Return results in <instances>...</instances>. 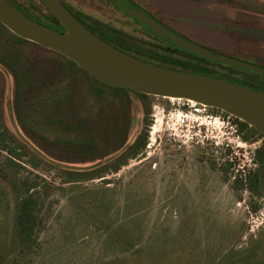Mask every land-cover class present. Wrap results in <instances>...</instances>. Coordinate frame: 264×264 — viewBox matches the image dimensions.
I'll use <instances>...</instances> for the list:
<instances>
[{"label": "rangeland", "instance_id": "obj_1", "mask_svg": "<svg viewBox=\"0 0 264 264\" xmlns=\"http://www.w3.org/2000/svg\"><path fill=\"white\" fill-rule=\"evenodd\" d=\"M7 1L54 23L40 0ZM60 1L139 45L170 47L111 0ZM120 2L208 52L264 70V0ZM166 104L99 83L0 24V135L15 139L0 143V264H264V134L236 120L259 155L257 169L238 177L214 148L149 139L152 107ZM140 133L143 147L128 151ZM12 148L26 153L14 159ZM28 172L51 191L37 243L20 250L15 215Z\"/></svg>", "mask_w": 264, "mask_h": 264}, {"label": "water", "instance_id": "obj_2", "mask_svg": "<svg viewBox=\"0 0 264 264\" xmlns=\"http://www.w3.org/2000/svg\"><path fill=\"white\" fill-rule=\"evenodd\" d=\"M62 31L43 25L0 0V24L22 40L53 51L96 81L137 94L186 99L228 113L264 134V91L226 79L164 68L128 55L88 30L60 0H40ZM155 35L200 58L260 75L264 70L213 54L184 40L132 6L111 0Z\"/></svg>", "mask_w": 264, "mask_h": 264}, {"label": "trees", "instance_id": "obj_3", "mask_svg": "<svg viewBox=\"0 0 264 264\" xmlns=\"http://www.w3.org/2000/svg\"><path fill=\"white\" fill-rule=\"evenodd\" d=\"M74 17L77 20H79L88 30H90L100 39L114 46L118 50L133 55L134 57L140 60H146L151 64L158 65L164 68L180 70L184 72L198 73L206 76L222 78L258 90L260 89L259 87L260 85H264V79L260 75L247 72L244 70L236 69L233 67L225 66L192 55L174 46L172 43L168 42L167 40L155 35L145 26L141 25L137 20H134L132 18L131 19L134 22H136L142 29H144L146 32L153 35L154 37L168 43L171 48L169 47L163 49L162 51H159L153 49V47H147L144 44L139 45L135 40H132L130 38L127 39L126 36L125 37L122 36L120 32L116 30L107 29L98 21H94L91 20L90 18H86L87 22H85L84 20L81 19V17H78L76 15H74ZM52 18L54 23H47V20L40 17L38 18V22L50 28L62 30L57 20L54 17ZM176 50L180 51L181 55L175 56ZM71 64L74 63L71 62ZM119 90H124V89H119ZM134 94L138 96H146L137 93ZM13 138L14 137H9V136L7 138L4 134H1L0 143L8 140L10 141L15 140ZM143 145L144 142L142 140V134L140 133L135 137L132 143L129 144L127 150L130 152L138 153V151L143 147ZM23 153L24 154L26 153L25 150L19 152L17 148L8 149V154L14 159H21V157L24 155ZM46 155L50 156L49 154ZM257 157H259L258 152H257ZM10 161L11 163H14L13 160ZM30 164L34 168L37 167L38 165L36 163H30ZM18 167L22 168V166H18ZM28 173L32 177L25 175L20 179L19 189L21 191L18 196L16 215H15L16 236L20 250L29 249L37 243L38 235L43 227L42 226L43 215L45 213L44 203L46 199L50 196V191H51V186L49 185V183L42 180L39 176L33 175L30 172ZM242 186L243 185L240 184L239 182L235 183L236 188H240ZM253 260H254L253 257L249 258L245 264H254ZM238 264H242V262Z\"/></svg>", "mask_w": 264, "mask_h": 264}, {"label": "built area", "instance_id": "obj_4", "mask_svg": "<svg viewBox=\"0 0 264 264\" xmlns=\"http://www.w3.org/2000/svg\"><path fill=\"white\" fill-rule=\"evenodd\" d=\"M156 97V96H152ZM166 106L152 107L149 139L169 137L178 146L197 145L221 152L223 162L244 178L258 167L257 142L244 139L234 116L186 99L158 97ZM219 111V110H218ZM219 159V158H218ZM233 179L235 175L232 177Z\"/></svg>", "mask_w": 264, "mask_h": 264}]
</instances>
